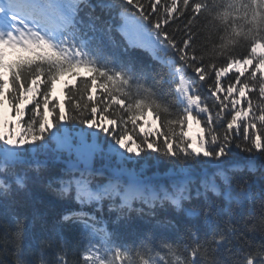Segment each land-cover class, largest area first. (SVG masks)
Instances as JSON below:
<instances>
[{"label": "snow or ice", "instance_id": "1", "mask_svg": "<svg viewBox=\"0 0 264 264\" xmlns=\"http://www.w3.org/2000/svg\"><path fill=\"white\" fill-rule=\"evenodd\" d=\"M0 264H264V0H0Z\"/></svg>", "mask_w": 264, "mask_h": 264}, {"label": "trees", "instance_id": "2", "mask_svg": "<svg viewBox=\"0 0 264 264\" xmlns=\"http://www.w3.org/2000/svg\"><path fill=\"white\" fill-rule=\"evenodd\" d=\"M56 95L61 96V98H63L62 93L59 91V85H58V90H57V92H56ZM39 207L41 208L42 211L44 210L43 205H41V206H39Z\"/></svg>", "mask_w": 264, "mask_h": 264}]
</instances>
